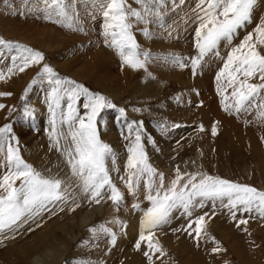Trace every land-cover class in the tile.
Returning a JSON list of instances; mask_svg holds the SVG:
<instances>
[{
	"label": "rangeland",
	"instance_id": "1",
	"mask_svg": "<svg viewBox=\"0 0 264 264\" xmlns=\"http://www.w3.org/2000/svg\"><path fill=\"white\" fill-rule=\"evenodd\" d=\"M102 2L75 0L79 23L71 29L46 20L42 11H28L29 8H43L42 0H28L27 3L0 0V40L4 41L0 43V73L5 76L0 80V92L11 93L0 96V104L5 106L0 108V127L10 124L16 137L10 142L19 149L23 160L44 176H57L70 183L72 193L67 202L49 204L47 210L26 216L0 232V263L35 264L29 253L34 246L41 255L45 253L43 250L51 249L54 259L47 260L52 264H81L82 261L86 264H101V261L103 264H148L143 255L148 251L146 242L141 243L139 250L135 248L141 231V227L135 228V225L140 226L143 212L150 206L145 198L146 186L141 181L133 195L120 179L127 176V147L135 139V128L141 123L142 143L149 163L164 173L165 186L175 178L179 168L182 174L206 173L264 191V120L256 119L255 109L239 115L231 110L226 112L220 104L222 97L217 92L216 81L227 54L264 20V0H257L250 19L238 26L230 40L222 39L214 53L205 57L195 76L189 58L197 55L194 45L198 0H164L161 18L153 17L147 25L143 22L134 25L133 33L140 50L151 53L147 71L123 64L116 50L104 43ZM128 2L132 7H140L135 0ZM145 27L150 36L142 31ZM21 46L42 52L44 59L23 72L14 69L9 75V68L14 63L19 65L20 57L25 54ZM176 54L185 58L187 67L180 68L170 59H164ZM44 64L54 70V79L73 80L115 105L100 110L96 127L100 139L110 145L115 154V165L111 156L106 159V165L113 183L123 193L118 209L110 200L107 187L98 197L100 202L95 203L81 192L77 179L71 175L63 154L64 147L71 143L69 124L63 120L67 114V97L56 110L57 129L63 133L59 137V147L50 138L52 115H47V110H50L49 93L54 85L41 74ZM251 82L261 81L256 78ZM221 86L230 97L232 88L227 87L226 80L221 81ZM86 99L81 95L75 103L80 116H85L87 111L83 107ZM228 102H232L231 97ZM214 123L216 135L212 134ZM129 124L133 128L131 135ZM6 151L7 143L0 152V177L7 171ZM19 183L17 180L16 185ZM136 203L139 209L133 208ZM227 203V198L207 199L203 207H193L191 217L183 214L182 208L173 210L170 223L154 230L166 252L158 259L154 257L155 264H264V218L255 211L242 212L238 206L232 210L237 213L233 220L230 209L224 207ZM94 204L97 207L92 221L82 223L81 213ZM205 213H208L206 228L197 240L194 233L190 236L183 229L190 220ZM114 219L122 221L123 227L112 223ZM240 219H247L248 223L237 226ZM100 225L116 233L115 244L105 233L93 237L90 229ZM217 242L221 251L214 253L212 249L217 247ZM47 260L46 264H51Z\"/></svg>",
	"mask_w": 264,
	"mask_h": 264
},
{
	"label": "snow or ice",
	"instance_id": "2",
	"mask_svg": "<svg viewBox=\"0 0 264 264\" xmlns=\"http://www.w3.org/2000/svg\"><path fill=\"white\" fill-rule=\"evenodd\" d=\"M23 2L27 3L28 0ZM42 2L43 8H29L28 11H42L46 20H53L71 29L76 28L79 18L75 12V0H42ZM135 3L140 7H132L128 0H103L100 5L103 17L102 34L104 43L116 50L123 64L133 69L147 71L146 65L151 53L140 50L133 27L140 22L147 25L153 17L161 18L164 0H135ZM256 3L257 0H198L196 12L198 26L195 29L194 45L197 55L189 58L194 76L202 66L205 57L209 53H214L219 42L224 38L230 40L238 26L250 19ZM78 30L83 31L82 28ZM142 31L146 36L151 35L147 27ZM0 43L4 41L0 40ZM21 47L25 54L20 57L19 65L14 63L13 67L9 68V75L14 69L18 68L20 72H23L30 65L39 64L44 59L42 52L26 46ZM262 49H264V20H261L253 33L246 35L238 46L231 49L224 60L223 67L216 74L217 92L222 97L221 104L226 112L231 110L239 115L241 112L248 113L255 109L256 119L264 120V96H261V91L264 90V51ZM15 59L14 57L13 60ZM164 59H170L180 68L188 66L184 62L185 58L178 54L164 57ZM41 74L46 75L54 85L49 93V109L52 112V130L49 136L57 147H59V137L63 133H59L57 129L56 110L61 107L64 97H67L69 101L67 114L63 116V120L69 124L71 143L64 147L63 154L67 159L72 177L78 181L77 186L95 203L100 202L98 197L102 196V190L107 187L111 193L109 198L118 209L124 198L123 193L113 183L106 165V159L109 156L115 165V154L110 145L100 139L96 127V118L100 110L105 107H115V105L105 96L89 92L87 88L73 80L54 79L56 73L48 64L43 65ZM4 78V74L0 73V80ZM256 78L261 82L252 83L251 81ZM222 80H226L227 87L232 88L231 103L228 102L230 97L226 95V88L221 86ZM32 83H35V80ZM6 95L11 93L0 92V96ZM81 95L87 98L83 104L87 110L86 119L85 116L78 115L75 107ZM4 107L0 104V108ZM120 112L123 114L124 109L121 108ZM128 128L131 135L132 125L129 124ZM141 129L142 123L135 128V139L127 147L129 153L126 161L127 176L126 178L122 176L120 179L133 195L142 180L146 186L145 198L150 202V206L143 212L140 222L141 231L135 248L139 250L141 243L146 242L148 251H145L143 255L147 258L148 264H155L154 257L158 259L159 256L166 255L154 230L170 223L175 209L182 208L183 214L191 217L193 207H203L205 200L215 201L227 198L228 203L224 207L230 209L233 220H236L237 213L232 210L238 209V206L242 212L255 211L260 218H264V191L246 184L234 183L206 173L182 174L177 168L175 178L165 186L164 173L158 172L149 163L142 143ZM216 133L217 127L214 123L212 134L216 135ZM10 134H12L10 124L0 127V152L4 151V145L7 143L5 156L7 171L0 177V232L10 229L26 216L31 217L47 210L49 204L67 202L72 195L70 183H66L57 176H44L31 164L25 162L19 149L10 142L16 140L15 135L10 136ZM17 180L20 181L18 186ZM198 197L200 199L197 202ZM133 208L139 209V203L134 204ZM206 217L208 213L197 216L194 221L190 220L183 230L190 236L194 233V238L199 240L206 228ZM112 223L121 224L123 227V222L118 219H114ZM247 223V219H240L237 226ZM90 231L94 238H98V233H105L111 237L112 244L116 242V233L105 225L91 228ZM220 251L221 248L217 242V247L213 248L212 252ZM81 264L86 262L82 261ZM101 264H103L102 261Z\"/></svg>",
	"mask_w": 264,
	"mask_h": 264
},
{
	"label": "bare ground",
	"instance_id": "3",
	"mask_svg": "<svg viewBox=\"0 0 264 264\" xmlns=\"http://www.w3.org/2000/svg\"><path fill=\"white\" fill-rule=\"evenodd\" d=\"M260 4V3H259ZM259 6V5H258ZM264 6V5H263ZM257 9V8H256ZM258 10V9H257ZM254 15V14H253ZM252 15V16H253ZM256 19V18H255ZM251 21V20H250ZM254 21V20H253ZM206 69V68H205ZM32 70V69H31ZM210 76V75H209ZM200 79V78H199ZM198 79V80H199ZM24 82H26V81H24ZM24 84V83H23ZM9 85V84H8ZM10 86V85H9ZM9 86H7L8 87V89H9ZM206 88H207V86H205ZM15 88V87H14ZM18 88H19V86H18ZM206 88H204V89H206ZM210 88H212V87H210ZM6 89V88H5ZM5 89H3V90H5ZM208 90V89H207ZM207 90H205V91H207ZM17 91V90H16ZM203 91V90H202ZM14 92V91H13ZM205 94V93H204ZM34 96V95H33ZM11 98H13V97H11ZM6 99V98H5ZM217 99V98H216ZM206 100V99H205ZM219 100V99H218ZM11 102V101H10ZM8 103V102H7ZM221 104V103H220ZM36 105V104H35ZM31 106H33V105H31ZM29 107V106H28ZM30 108V107H29ZM35 109V108H34ZM2 110V109H1ZM37 110V109H36ZM41 110V109H40ZM45 110H43V112H44ZM40 113L42 112V110L41 111H39ZM38 112V114L40 115V113ZM4 113V112H3ZM37 113V112H36ZM44 114V113H43ZM45 115H46V112H45ZM47 115H52V112L50 111V110H47ZM51 118H52V116H51ZM42 121V120H41ZM48 121V120H47ZM51 121V120H50ZM49 121V124H51V122ZM38 121H36V123H37ZM47 124H48V122H47ZM48 124V125H49ZM38 125V124H37ZM36 150V149H35ZM34 153V152H33ZM38 154H40V153H37V155ZM40 156V155H39ZM123 157H125V156H123L122 155V159H124ZM38 161H39V159H40V157H37L36 158ZM125 160V159H124ZM120 173H121V171H120ZM124 173V172H123ZM143 181V180H142ZM94 202V201H93ZM91 205H88L87 206V208H86V210H84V211H86V212H82L81 213V218L79 219L82 223H88V221L90 220V221H92V216L94 215V210H95V208L97 207V204H94V205H92L91 207H90ZM96 211H98V210H96ZM75 219V218H74ZM68 220V219H67ZM77 220V219H76ZM130 220V219H129ZM133 220V219H132ZM73 221V220H72ZM136 221V220H135ZM67 222V221H66ZM64 223V229H66L67 228V223ZM74 222V221H73ZM80 222V223H81ZM138 225V224H137ZM137 225H135L136 227L135 228H139L140 226H137ZM128 226H129V224H128ZM140 230H141V228H139ZM139 229H137L138 231H139ZM164 229V228H163ZM127 230H129V229H127ZM161 231V230H160ZM163 231V230H162ZM140 232V231H139ZM159 232V231H158ZM158 232H156L157 234H158ZM13 233V232H12ZM160 234V233H159ZM156 235V234H155ZM127 236V235H126ZM129 237H130V234L128 235ZM138 237V236H137ZM127 239H128V237H127ZM127 241V240H126ZM50 247V246H49ZM45 251V253L43 254V255H41V254H37V251L36 250H34V246L33 247H30V250H29V253L31 254V257H32V260L34 261V263L35 264H46V260L47 259H54V256H55V253L54 252H52V250L51 249H49V248H47V249H45V250H43V252ZM65 251V250H64ZM62 253H64V252H62ZM225 255V254H224ZM226 257V256H225ZM227 258V257H226ZM47 261H49V260H47ZM49 262H51V264H52V261H49ZM55 262H58L57 260H55ZM229 263V262H228ZM0 264H4V263H0Z\"/></svg>",
	"mask_w": 264,
	"mask_h": 264
}]
</instances>
